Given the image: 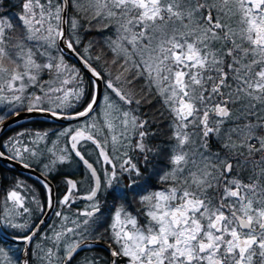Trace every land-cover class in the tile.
<instances>
[{
  "label": "snow or ice",
  "instance_id": "1",
  "mask_svg": "<svg viewBox=\"0 0 264 264\" xmlns=\"http://www.w3.org/2000/svg\"><path fill=\"white\" fill-rule=\"evenodd\" d=\"M32 115L79 123L0 143L45 193L0 264H264V0H0V131Z\"/></svg>",
  "mask_w": 264,
  "mask_h": 264
},
{
  "label": "trees",
  "instance_id": "2",
  "mask_svg": "<svg viewBox=\"0 0 264 264\" xmlns=\"http://www.w3.org/2000/svg\"><path fill=\"white\" fill-rule=\"evenodd\" d=\"M12 11H17V9H12ZM95 35H96V33L93 32L92 34H90L86 37V40L91 39ZM70 62H73V61L70 59ZM78 123L79 122L70 123L68 125H58V124L44 122V121H30V122L18 125L14 128L7 130L6 132H4L2 134V136H0V143L7 140L8 137L14 136L17 132L22 131L25 128L29 129V130L49 131V133H50L49 140L52 141V140H55L56 137L54 135H51V133L56 132L58 130H62L64 128H67L70 126H73V127L78 126ZM65 142H66V138H62L61 144L63 145ZM0 150H3V149H0ZM33 169H35L38 172L41 171V169L38 167H34ZM73 172H77L75 167H72V168L63 167L59 170L58 173L55 174V179L51 180V182L54 186V189H55V196L57 199L62 197L66 191V185L63 182L64 178H65V174L66 173H73ZM0 176L6 177V180H3L2 182H0V204H2L4 197L6 195V190L9 187H11V184H12V181L14 178H21V179L27 178V182L29 184L34 185L35 188L37 189V195L41 199H44L45 193H44L43 188L41 187L40 184L36 183V181L33 180L32 178L27 177V176L22 175V174H19L17 172H14V171H12L8 168H5L1 165H0ZM72 178L73 179H79V173L77 172V174L72 176ZM151 184H152L153 188H159L160 187V185L156 182L155 178L152 179ZM84 203H85L84 201H79L77 203V205H75L74 207L82 208V207H84ZM110 203H111V198H109V204ZM138 208H140V205L138 203H133L130 207V211L135 212ZM55 221H57V218L53 215L49 224H52ZM101 242L106 244V241H101ZM101 254L105 257L108 256L106 251H101Z\"/></svg>",
  "mask_w": 264,
  "mask_h": 264
},
{
  "label": "water",
  "instance_id": "3",
  "mask_svg": "<svg viewBox=\"0 0 264 264\" xmlns=\"http://www.w3.org/2000/svg\"><path fill=\"white\" fill-rule=\"evenodd\" d=\"M70 59L75 63V58L74 57H70ZM79 66V65H78ZM30 121H44V122H49V123H54V124H58V125H68L70 123H75V122H78V121H69V120H66V119H54V118H51V117H46V116H40V115H32L30 117H26L24 120H22L20 123L18 124H12L10 127L4 129L3 131H0V136H2V134L4 132H6L7 130L11 129V128H14L18 125H21V124H24V123H27V122H30ZM0 165L5 167V168H8L14 172H17L19 174H22V175H25L27 177H30L32 178L33 180H35L36 178V175L39 173L38 171H36L35 169H32V170H25L23 169L22 167L12 163V162H9L7 160H0ZM36 181V180H35ZM51 185L52 187L54 188L52 182H51ZM54 214L52 213H49L46 217V226L47 227V224L50 223L52 217H53ZM101 244H105L103 242H100ZM108 254V253H107Z\"/></svg>",
  "mask_w": 264,
  "mask_h": 264
},
{
  "label": "rangeland",
  "instance_id": "4",
  "mask_svg": "<svg viewBox=\"0 0 264 264\" xmlns=\"http://www.w3.org/2000/svg\"><path fill=\"white\" fill-rule=\"evenodd\" d=\"M73 167H75V166H73Z\"/></svg>",
  "mask_w": 264,
  "mask_h": 264
}]
</instances>
